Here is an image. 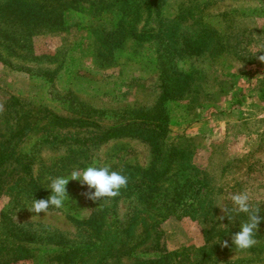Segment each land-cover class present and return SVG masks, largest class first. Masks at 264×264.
<instances>
[{"label": "rangeland", "instance_id": "374dc122", "mask_svg": "<svg viewBox=\"0 0 264 264\" xmlns=\"http://www.w3.org/2000/svg\"><path fill=\"white\" fill-rule=\"evenodd\" d=\"M158 1L0 0V264H264L223 233L232 194L264 201V0ZM105 165L129 178L110 202L70 180L27 209Z\"/></svg>", "mask_w": 264, "mask_h": 264}, {"label": "clouds", "instance_id": "9594fccd", "mask_svg": "<svg viewBox=\"0 0 264 264\" xmlns=\"http://www.w3.org/2000/svg\"><path fill=\"white\" fill-rule=\"evenodd\" d=\"M258 59L264 62V55H260ZM123 171V169L113 171L107 165L89 166L84 170H73L68 177L52 178L48 187L51 189V195L47 199H34L32 206L27 209L39 215L40 213L47 214L49 207L57 209L64 207L65 202L69 199L66 186L70 180H78L81 186L87 187V191L83 193L87 199L93 202L105 200L110 202L121 194L122 189L128 187L129 178L123 174ZM230 199L236 213L247 215V220L240 225V231L232 236L234 246L241 251H246L258 243L255 237L264 217L259 215V206H253L250 203L251 197L247 191L232 194ZM221 209L227 215L228 210L223 207ZM227 218L232 219L229 215ZM220 219H224V217L222 216ZM222 246L227 247L228 241H224Z\"/></svg>", "mask_w": 264, "mask_h": 264}, {"label": "trees", "instance_id": "16d2710c", "mask_svg": "<svg viewBox=\"0 0 264 264\" xmlns=\"http://www.w3.org/2000/svg\"><path fill=\"white\" fill-rule=\"evenodd\" d=\"M155 3H160L158 0H153ZM262 100H264V97L261 98ZM54 121H57V122H63L62 118H59L58 116H53L52 117ZM89 123V122H87ZM154 126L159 130V133L162 134L163 136H166L167 133H168V120L166 118H158L156 121H154ZM120 129H113V130H108V131H105L103 133V139L104 140H107L109 138H112V137H117V136H120L121 132L119 131ZM177 139H181V137H178ZM185 141H191V138H184ZM187 144V143H186ZM188 146V144L186 145ZM179 146H177L178 148ZM181 147V146H180ZM178 150V149H177ZM182 152V156H181V160L179 162V164L182 166H184L185 164V161H182L187 155L190 154L191 152V149H186L184 148L183 150H181ZM250 155V152L247 154V156ZM160 158V155L159 153L157 154V157L156 159H159ZM251 164L248 165V167H250ZM210 171L208 170H199V174H202V178H197V183H199L198 185H202V184H206L204 186V189L205 191H208L209 189H212V187L214 186V184L216 183V179L211 175L209 174ZM264 186V184L262 185V187ZM258 202V203H257ZM257 202H253L251 203L253 206H259L260 208V213L259 215L264 217V201H257ZM206 212L207 210H200V213H194L192 216L197 218V219H200L201 221H205L206 220ZM233 211H229L227 212V215L233 217L234 215L231 214ZM235 212V211H234ZM236 213V212H235ZM227 215L226 213H224L222 216L224 217V219H222L224 222H229V219L227 218ZM221 216V217H222ZM236 218L238 219H242V222L243 223V220L246 221L247 219V215L246 214H243V213H237V215L235 216ZM220 218V216H219ZM241 223H237V225H239L237 227V229L235 230H223V233L224 234H232L234 235L235 233L239 232L240 231V225ZM210 232L209 229L205 230L204 233H208ZM207 238V237H206ZM256 239H263L264 240V220L261 221L260 225H259V230L256 234ZM99 249V248H97ZM100 252H102V250H100ZM104 256H106L105 254L106 253H103ZM217 256L214 255L212 256V258H216Z\"/></svg>", "mask_w": 264, "mask_h": 264}]
</instances>
